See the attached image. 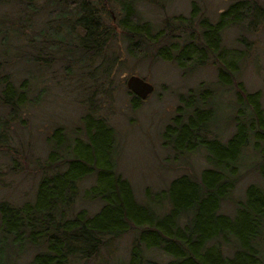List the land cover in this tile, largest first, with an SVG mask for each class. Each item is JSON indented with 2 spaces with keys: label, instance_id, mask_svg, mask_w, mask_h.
I'll list each match as a JSON object with an SVG mask.
<instances>
[{
  "label": "trees",
  "instance_id": "obj_1",
  "mask_svg": "<svg viewBox=\"0 0 264 264\" xmlns=\"http://www.w3.org/2000/svg\"><path fill=\"white\" fill-rule=\"evenodd\" d=\"M137 2L41 0L38 9L35 0H0V68L8 59L5 65L24 57L39 70L61 60L80 69L115 39L130 58L170 61L182 73L216 64L219 88L233 89L232 132L221 141L212 130L213 87L199 82L180 93L170 122L160 132L161 146L173 159L201 150L205 166L197 174L174 176L160 188L145 186L137 197L115 168L116 133L95 114L88 95L75 127L66 131L55 124L44 135L42 159L11 152V173L23 168L39 177L31 196L19 204L0 200V264H13L27 250L33 252L30 264H85L126 233L132 234L127 258L113 264H264V190L248 182L241 196L233 195L247 171L264 177L260 92L246 90L236 79L250 44L245 34L264 27V0H232L214 20L191 0L186 15L166 16L157 28L142 19ZM109 7L116 8L113 20ZM41 10L46 16L34 30ZM227 28L236 29L234 42L240 49L221 45ZM25 30L30 34L22 45L17 41ZM9 36L10 58L2 48ZM72 65L65 66L66 72ZM33 80L26 74L15 83L0 71V146L10 140L12 121L24 123L18 116L23 107L40 100ZM126 93L132 109L143 100ZM16 157L24 162L19 164ZM87 178L91 183L81 187ZM76 203H93L96 209L89 212ZM224 204L231 206L229 212L222 210ZM151 251L165 258L149 256Z\"/></svg>",
  "mask_w": 264,
  "mask_h": 264
},
{
  "label": "rangeland",
  "instance_id": "obj_2",
  "mask_svg": "<svg viewBox=\"0 0 264 264\" xmlns=\"http://www.w3.org/2000/svg\"><path fill=\"white\" fill-rule=\"evenodd\" d=\"M190 1L138 0L136 7L142 19L149 20L157 28L166 16L186 15ZM195 1L199 4L200 10H203L210 20H214L216 13L232 0ZM259 1L263 2V0ZM40 3L41 0H35L34 4L38 9ZM5 9L7 10L6 7L2 8V10ZM108 11L113 20V12H116V8L109 7ZM45 16L46 14L41 10L39 15L34 17V30L41 26ZM27 34H30L29 30H25L24 38L17 43L25 44ZM235 35H237L236 29H224L221 33V45L228 50L233 47L240 49L241 46L234 42ZM245 35L250 42L249 49L239 63L236 79L243 83L246 90L260 92L261 105L264 108V27ZM34 37L39 39L35 34ZM11 42L12 39L9 36L7 44L2 45L9 58L13 55ZM21 44L19 45L22 47ZM23 58H15L14 63L5 65L8 59L1 66L0 71H5L11 80L16 81L15 83H18L24 75L32 74L33 93L39 90L40 100L38 103L23 107L18 116L24 123L14 120L8 125L10 140L0 146V200L19 204L31 196L39 177L38 173L26 171L23 168L22 171L11 173L9 171L11 152L17 151L27 157L42 159L47 150L43 141L44 135L55 124L61 125L66 131L75 127L78 116L87 104L88 95L91 97L95 114L102 116L116 133V152L113 157L115 168L130 183L137 197L145 186L160 188L174 176L181 173L197 174L205 166L201 150L173 159L171 152L161 146L160 132L163 126L170 122L180 93H184L199 82L213 87L214 96L210 102L215 108L212 130L216 129L219 132L221 141H224L232 132L233 89L231 86L225 89L219 88L216 83V64L208 63L182 73L170 61L157 58L136 61L130 58L125 54L122 43L116 39L80 69L76 64L72 65L61 60L51 61L39 70L31 61ZM66 65H72L68 72L65 69ZM85 70L91 73L90 76L85 74ZM79 73L83 76H78ZM130 74L142 77L153 87L151 93L135 109L130 107V95L126 93L124 86V80ZM0 113L3 112L0 111ZM245 153L249 155L248 148L245 149ZM252 157L250 154L249 158ZM16 159L21 162L19 164L24 162L20 157ZM249 165H252L251 159ZM91 181V178L84 179L80 182V186L85 187ZM248 182H255L264 190V177L247 171L236 184L233 195L241 196ZM75 206L77 208L83 206L89 212L96 209L93 203H76ZM222 210L229 212L231 206L224 204ZM131 239V233L115 238L108 248L100 250L85 264H113L125 260ZM261 247L264 253V240ZM32 253L30 250L25 251L13 264H30ZM148 254L156 259L165 258L156 251L148 252Z\"/></svg>",
  "mask_w": 264,
  "mask_h": 264
},
{
  "label": "water",
  "instance_id": "obj_3",
  "mask_svg": "<svg viewBox=\"0 0 264 264\" xmlns=\"http://www.w3.org/2000/svg\"><path fill=\"white\" fill-rule=\"evenodd\" d=\"M125 88L139 99H145V97L153 90L152 85L135 74L128 75L124 80Z\"/></svg>",
  "mask_w": 264,
  "mask_h": 264
}]
</instances>
